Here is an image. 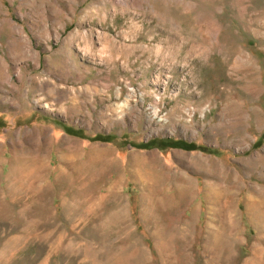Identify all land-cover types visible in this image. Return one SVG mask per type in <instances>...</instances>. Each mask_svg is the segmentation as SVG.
I'll return each instance as SVG.
<instances>
[{"label": "rangeland", "instance_id": "374dc122", "mask_svg": "<svg viewBox=\"0 0 264 264\" xmlns=\"http://www.w3.org/2000/svg\"><path fill=\"white\" fill-rule=\"evenodd\" d=\"M0 159V264H264V0H0Z\"/></svg>", "mask_w": 264, "mask_h": 264}, {"label": "bare ground", "instance_id": "6f19581e", "mask_svg": "<svg viewBox=\"0 0 264 264\" xmlns=\"http://www.w3.org/2000/svg\"><path fill=\"white\" fill-rule=\"evenodd\" d=\"M119 105H121V104H119ZM77 148H79L78 146H77ZM91 152V151H90ZM100 152L101 153H99V151H98V149H96V150H93L92 152H91V155H93V156H100L101 154H111V150L109 149V148H105V149H101L100 150ZM66 155V154H65ZM63 157V156H62ZM1 160V159H0ZM189 222V221H188Z\"/></svg>", "mask_w": 264, "mask_h": 264}]
</instances>
